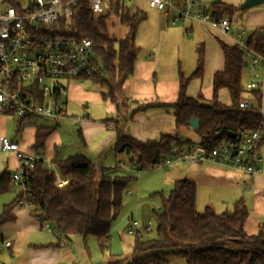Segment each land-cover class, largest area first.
Segmentation results:
<instances>
[{
    "label": "trees",
    "instance_id": "trees-1",
    "mask_svg": "<svg viewBox=\"0 0 264 264\" xmlns=\"http://www.w3.org/2000/svg\"><path fill=\"white\" fill-rule=\"evenodd\" d=\"M218 15L232 16L237 7L221 3L217 6ZM131 16L129 8L119 0L112 1V8L95 15L85 0H77L73 10L69 34L76 38L93 41L106 77L97 81L101 84L123 81L132 75L136 60L135 23L139 16ZM115 17L118 23L128 27L126 35L117 41L106 30V21ZM264 27L256 28L249 36L250 43L257 54L264 56ZM223 57L222 69L211 79L212 96L205 103L201 96L190 97L186 89L193 79L202 76L199 66L188 77L179 72V91L177 100L163 107L171 114L175 131L161 134L156 139L138 141L115 128V150L130 155L136 161L137 172L158 167L165 160L173 146L182 147L180 129H189V122L198 121L195 133L200 144L213 148L228 133L251 131L264 120L253 107L240 108L243 94L242 76L244 56L234 46L218 41ZM224 90L229 99L225 104L218 100L219 92ZM115 102L112 92L103 94ZM261 98L255 94L256 107ZM144 106L145 108L149 107ZM144 109V108H142ZM54 127L39 126L35 129L32 149L41 152L46 139L55 131ZM186 142H191L187 140ZM55 169H49L42 160L34 164L30 174L28 198L32 206L29 213L39 218L40 226L49 224L58 236H92L97 240L101 253L109 248L111 224L122 207V196L128 183L135 177L110 176L107 169H99L100 178L94 182L96 168L80 155L58 160ZM67 180L62 188L54 186L55 176ZM10 174L0 172V195L9 191ZM196 186L192 181L178 180L172 185L166 198L161 200L157 215L156 237L141 239L139 232L133 244V254L127 264H167L165 256H181L185 264H264V226L256 234L247 235L243 226L247 210L241 200L232 205L231 210L216 213L210 207L202 212L195 209ZM24 200L17 194L13 201L5 204L0 213V229L14 221L13 211ZM52 246L47 245L46 247ZM112 264H122L117 261Z\"/></svg>",
    "mask_w": 264,
    "mask_h": 264
},
{
    "label": "built area",
    "instance_id": "built-area-1",
    "mask_svg": "<svg viewBox=\"0 0 264 264\" xmlns=\"http://www.w3.org/2000/svg\"><path fill=\"white\" fill-rule=\"evenodd\" d=\"M95 15L110 11L113 0H85ZM127 7L139 8L144 1L149 9L160 12L172 23L200 22L216 29L232 41V46L245 58V71L249 81L242 85L246 100L240 108H257L255 94L264 98V56L259 55L245 37L244 31H233L232 22L225 15H218L217 6L222 0H119ZM77 0H0V115L11 117L22 126L36 118L57 123L65 116L67 84L72 80L97 82L105 79L104 67L95 52L92 40L76 38L69 34L73 10ZM129 5V6H128ZM264 33V30H263ZM252 99V100H251ZM107 128L113 129L111 124ZM182 147L173 146L169 156L158 167L170 163H207L254 177L260 172V145L264 142V120L251 131H242L229 138L228 134L213 148L197 142H186ZM4 153H13L16 168L10 183L18 187L24 200L18 207L28 211L32 206L28 198L30 174L34 164L41 160L38 155L20 151L18 144L0 137ZM49 165V163H47ZM120 168H136L130 160ZM54 186L62 188L67 180L55 176ZM38 221L39 218L35 217ZM148 223L145 232L149 231ZM134 229L137 231L136 224ZM43 228L50 232L51 226ZM7 249L10 242H1Z\"/></svg>",
    "mask_w": 264,
    "mask_h": 264
},
{
    "label": "crops",
    "instance_id": "crops-1",
    "mask_svg": "<svg viewBox=\"0 0 264 264\" xmlns=\"http://www.w3.org/2000/svg\"><path fill=\"white\" fill-rule=\"evenodd\" d=\"M221 3L227 4L223 2V0ZM150 11L152 12H150L148 16L146 12L143 11V23H149L150 15L152 18H158L157 29H160L161 25L175 24L171 22L169 17L164 18L160 12L152 9ZM260 19H262V17ZM184 22H188V24L184 27L183 25L175 27L170 31L185 29L193 32L195 30L194 25H197L204 39L207 38L206 31H213L223 38V43L226 42L227 45L232 46V41L228 37L221 35L216 29L200 22ZM153 40L154 42H152ZM150 43L151 44L147 43L148 45L146 48L154 44L156 47H161L159 49V56L166 53L165 50V53H163V43L160 44L159 33L152 38ZM154 50L155 48L153 47L151 51L154 52ZM152 58L153 56L151 54H148V58L142 56L139 59L136 58L131 76L123 81H119L117 84L118 86L115 85V82H110L112 86L116 88L115 93L112 92L115 102H112L109 97L103 98L102 95L106 93L84 92L78 85H75V83H68L65 114L69 103L73 105L76 102H89L91 106L88 110L96 116L95 121L88 117L82 118L78 122L77 127V133L81 141L80 151L83 150L81 153L78 151L79 155L88 159L96 169H107L108 161L111 159L112 155L116 158V127L122 130L127 136L138 141L156 139L161 134H173L174 122L171 114L167 109L156 106L170 105L177 100L179 91V72L182 74L183 72L178 67L176 73L168 78L164 69L161 68L159 70L158 61L153 62L151 60ZM222 66L223 57L221 63H219L218 60L213 64L210 63V66H208L210 81L207 80L206 86L202 87L203 75L199 79H193L186 89V94L190 97H194L199 90L198 87L200 90L203 88L205 89L202 93L203 97L210 101L212 96V75L221 70ZM194 82L195 84L192 85ZM196 88V91H192V89L194 90ZM224 92V90H221L219 94H223ZM260 102V108L264 113V98L261 99ZM97 104H103L104 108L101 109L103 111L102 113H99L96 109ZM148 105L150 106L147 108L144 107ZM0 117L6 116L0 115ZM0 121L3 122V124L0 125V137H6L7 130L4 126L5 123L2 119H0ZM16 122L18 124L17 127H20L21 130L19 135L20 141L17 143L11 138H9V140L17 143L20 151L26 154L38 155L47 167H49L47 163L53 166L51 161L53 151L55 152L58 146H62L61 136L57 130L46 139L43 151L35 152L32 149V145L34 143L36 128H25L23 130L21 127L27 124L21 126L18 121ZM108 124L113 125L114 128H107ZM179 131L183 132V134H180L182 138L192 142L198 141L197 136L190 128L180 129ZM17 132H19V130ZM0 152H2L1 148ZM55 154L57 156L56 152ZM4 155L8 156L9 162L0 165V172L6 171L11 175L16 168L15 155L13 153H4ZM259 156L261 157V163L259 165L260 172L254 177H248L245 174L207 163L177 165L178 162H175L176 164L167 168L168 170L162 173V177L170 186L178 180L184 179L192 181L196 186V211L199 210L198 201L202 203L200 206H204V208L210 207L216 213H221L231 210L234 202L241 200L248 213L243 226L244 232L247 235H253L257 233L261 226H264V142L260 145ZM141 177L142 175L139 177V180ZM18 193L19 191L15 195ZM13 215L14 221L3 225L0 229V241L10 242L11 244L10 247L6 249L9 256L12 257L15 252L19 253V251L23 249V255L21 254L23 257V264H60V259L63 255V250L59 248L60 243L55 246L46 247L50 244L46 245L44 243L45 241L43 240L44 237L42 233L45 229L40 226L35 216L31 215L27 209L21 207H16L13 211ZM134 223L136 224L135 221H131L128 225L129 232L130 228L134 227ZM148 223H150V221L147 222V225ZM21 246H23L22 249L20 248ZM21 259L22 258H20V260ZM0 264L4 263L0 262Z\"/></svg>",
    "mask_w": 264,
    "mask_h": 264
},
{
    "label": "rangeland",
    "instance_id": "rangeland-1",
    "mask_svg": "<svg viewBox=\"0 0 264 264\" xmlns=\"http://www.w3.org/2000/svg\"><path fill=\"white\" fill-rule=\"evenodd\" d=\"M241 1L243 2L244 0H223V2L236 7L242 3ZM128 8L131 16H135L136 14L139 16L143 13V11H145L148 16V14L152 12L150 11L151 9L147 7L145 2H140L139 9H135L132 6ZM226 17L232 22L233 31H244L245 37L247 38L252 34L254 29L264 27V3L246 10H237L232 16ZM261 17L262 19H260ZM138 19L139 18L134 19L135 45L137 47L136 58L139 59L141 56L148 58V54H151L153 56L151 60L153 62L158 61L159 70L161 68L164 69L168 78L176 73L178 67L182 70L184 76L188 77L199 66H201L203 71L202 87H205L206 81H210L208 66H210V63L213 64L217 60L221 63L222 57L218 47V41L220 40L224 42L223 38L213 31H206L207 38L204 39L202 37V32L199 30L197 25H194L195 30L193 32L185 29L170 31L178 26L183 25L184 27L188 24V22H179L174 25H161L160 29H157L158 18H152L149 15V23H143L144 17L140 20ZM106 30L109 37L114 40L113 48L116 50L117 41L126 35L128 27L125 24L118 23L115 17H110L106 21ZM158 33L160 34V44L163 43V53L166 51V53L162 56H159L160 46L156 47L153 44L149 48H146L148 45L147 43L151 44L150 41ZM152 42H154V40ZM153 47L155 48L154 52L151 51ZM248 77L249 76L245 72L242 77L243 84L249 81ZM68 83H75V85H78L84 92L108 94L110 92L115 93L116 91V88L112 86V83L101 84L99 82H92L88 80H72ZM68 83L65 85H69ZM118 83L119 81L115 80V85ZM194 84L195 82L192 85ZM198 89L199 90L194 97L201 96L202 100L205 103H208L209 100H206L202 94L205 89L202 88L200 90L199 87ZM196 90L197 88L194 90L192 89V91ZM241 99L246 100L247 97L242 96ZM218 100L225 104L229 103L226 92L219 94ZM251 103L253 105L256 104V102ZM90 106L89 102H76L73 105H70L69 103L65 117L59 120L56 123L57 125L49 119L36 118L29 124L21 127L24 130L25 128H36L39 126L54 127L56 125L55 130H57L61 136L62 146H58L55 151L57 156L53 151L51 160L53 166L48 165L49 169L54 170V163L58 160L79 155L78 151H80L81 141L77 133L78 122L85 117L94 121L96 120L95 114L88 110ZM102 108H104L103 104H97L96 109L99 113L103 112L101 110ZM0 119H2L5 123L4 126L7 130V135L5 136L18 143L20 141L19 135L21 130L20 127H17L18 124L16 120L11 117H0ZM1 124H3V122L0 121V125ZM18 130L19 132H17ZM172 132H176L175 128ZM178 132L179 134H183L182 131ZM82 151L83 150H81L80 153ZM115 157L116 158L112 155L111 159L108 161V166L106 167L107 175L130 176L135 178L128 183L122 196L121 210L114 222L111 224L108 250L101 253L97 240L92 236H87L85 238L80 235H70L67 237L58 236L54 228L51 227L50 232L45 230L43 231L42 236L44 237L43 240L46 245L51 244L52 246H55L60 243L59 248L63 250L60 264H112L117 261H120L122 264H127L132 258L133 244L137 231L139 232L141 239L156 237L157 215L160 213L161 200L168 196L169 191L172 188V185L170 186V184L164 180L162 173L167 171V168L176 163H170L171 165H167L165 168L155 167L146 171L137 172L136 168L123 169L118 166L119 162H122L125 165L129 164V161L132 158L130 155H127L126 153H116ZM8 162V156L0 152V165ZM182 164L183 163H177V165ZM141 175L142 177L139 180ZM99 178L100 173L97 168L94 182L96 183ZM19 190L20 189L18 187L11 184L10 190L5 194L0 195V213L3 205L11 203L16 197L15 194ZM200 205H202V203L198 201V212H202L204 208V206ZM131 221L136 222L137 231H128V225ZM148 221H150L151 225L149 226V231L145 232V227L147 226ZM134 228L135 227H132V229ZM0 245L2 246L1 243ZM20 248L22 249L23 246ZM22 251L23 249L19 251V253L15 252L11 257L9 256L7 250L2 247V250L0 251V262L4 264H23ZM20 258L22 259L20 260ZM165 260L167 264H185L184 259L179 255L168 254L165 256Z\"/></svg>",
    "mask_w": 264,
    "mask_h": 264
},
{
    "label": "water",
    "instance_id": "water-1",
    "mask_svg": "<svg viewBox=\"0 0 264 264\" xmlns=\"http://www.w3.org/2000/svg\"><path fill=\"white\" fill-rule=\"evenodd\" d=\"M264 3V0H244L239 6H237V10H246L251 7L261 5ZM245 66V63H244ZM189 128L196 132L198 130V121L193 119L189 122ZM229 138L234 137V133H228Z\"/></svg>",
    "mask_w": 264,
    "mask_h": 264
}]
</instances>
